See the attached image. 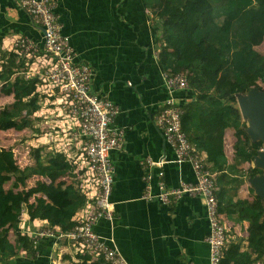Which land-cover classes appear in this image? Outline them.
Here are the masks:
<instances>
[{"label": "crops", "instance_id": "obj_1", "mask_svg": "<svg viewBox=\"0 0 264 264\" xmlns=\"http://www.w3.org/2000/svg\"><path fill=\"white\" fill-rule=\"evenodd\" d=\"M18 1L0 0L1 54L11 53L13 43L20 36L33 38L42 47L41 31L18 7ZM55 1V12L62 25L63 35L69 37L75 51L76 64L87 65L91 70V93L110 100L119 108L114 126L124 129L122 148L110 154L114 167L110 194L114 220L112 224L98 221L94 231L103 238H113L116 248L129 264H209V248L205 241L209 224L201 200L183 195L171 206H165L157 200L144 199L146 183L143 181L144 171L140 162L145 158L154 161L162 156L167 158L168 163L164 165L163 172L169 189L177 188L181 181L195 182L189 164L173 162L174 154L154 124V117L167 98L162 69L157 61L161 42L150 27V24H154V16L148 10L145 11L147 22L135 16L136 0ZM14 55L17 57V54ZM38 56L42 58V54ZM235 108L240 113L237 101ZM240 117L245 126L246 120L241 113ZM234 143V130L228 128L224 132L223 149L226 164L223 173H219L217 178H223L224 182L242 181L237 187L225 183L222 187L227 190L236 188L234 201L250 202L257 192L254 179L245 174L248 169L255 168V162L235 165ZM263 147L264 139L262 150ZM158 170L152 167L150 173L155 175ZM59 189L54 188L61 195L63 187ZM48 192L52 195L51 190ZM150 193L158 194L156 178L151 182ZM57 199L59 206H62L64 201ZM22 214L25 220L23 225L28 229H60L43 220L31 221L26 210ZM222 216L229 242L241 243V252L250 253L247 248L248 224H238ZM6 236L15 244L16 237L12 229L6 232ZM250 256L251 259L255 258L253 253ZM53 263L95 264L96 260L75 254L65 240L56 241L52 238L41 239L34 246L31 256L19 250L14 257L0 258V264ZM257 263L263 264L262 261Z\"/></svg>", "mask_w": 264, "mask_h": 264}, {"label": "trees", "instance_id": "obj_2", "mask_svg": "<svg viewBox=\"0 0 264 264\" xmlns=\"http://www.w3.org/2000/svg\"><path fill=\"white\" fill-rule=\"evenodd\" d=\"M134 15L148 21L146 10L154 17L153 34L161 42L158 63L161 73L182 74L188 88L176 92L178 107L182 109L181 128L188 140L206 155L210 171L215 174L218 213L235 223L246 222L247 248L255 254L241 252V243L228 242L220 264H251L264 256V198L254 195L252 201L233 200L242 181L217 178L226 164L224 132L234 130V164L252 162L262 150L261 141H252L243 128L236 97L255 86L264 85V53L255 50L264 42V0H136ZM15 53L1 54L0 63H12ZM14 72L0 71V92L12 97L13 103L0 121V130L20 131L29 126V118L38 110L36 85L16 77ZM34 166L20 169L11 150L0 148V258H10L17 251L34 254V246L18 229L22 207L31 221H46L52 227L67 232L74 226V217L86 204L77 183L62 182L52 187V195L38 188H25L27 180L73 177V168L63 154H55L45 163L39 151H34ZM237 173H239L236 170ZM235 172V173H236ZM264 172L258 168L246 171L254 178ZM73 179V178H72ZM13 182L12 187L4 185ZM36 182V183H37ZM63 187L59 206L54 188ZM51 190V191H52ZM60 190V189H59ZM43 191V190H42ZM60 192V191H58ZM15 234V244L7 230ZM88 258V257H87ZM264 264V261H262ZM97 264L104 263L101 259ZM95 263V264H96Z\"/></svg>", "mask_w": 264, "mask_h": 264}, {"label": "built area", "instance_id": "obj_3", "mask_svg": "<svg viewBox=\"0 0 264 264\" xmlns=\"http://www.w3.org/2000/svg\"><path fill=\"white\" fill-rule=\"evenodd\" d=\"M18 7L30 18L31 23L41 31L43 54L39 53L40 43L27 36L18 37L11 47L12 53L35 58L42 54L47 72L43 82L53 90L59 89L67 103L68 115L74 121V140L78 141L79 154L65 152L67 163L73 168V179L86 204L74 217V226L67 232L51 227L32 230L23 224V210L19 216L18 229L21 236L28 237L33 246L44 238L65 240L75 254L90 259L102 260L106 264H129L115 246L113 238L99 236L94 227L100 220L112 224L114 211L110 203L114 167L110 154L124 144V129L114 126L119 108L110 100L90 91L91 70L87 65L76 64L75 51L69 37L63 35L62 25L56 15L55 0H19ZM153 25V24H152ZM33 56V57H32ZM167 98L160 112L154 117V124L162 134L165 143L174 154V163L189 164L195 182L181 181L174 189L166 187L163 167L168 163L165 156L158 160L145 158L140 162L146 183L144 199L157 200L171 206L183 195L199 198L205 207L209 224V234L205 241L209 248V264H220L228 244V230L222 214L218 213L216 182L208 166L206 155L191 143L181 128L183 111L178 107L175 94L188 88L182 74L162 73ZM152 167L158 172L150 173ZM156 178L157 195H152L151 182ZM42 180V179H40ZM37 182V181H36ZM24 227H23V226ZM55 264V263H53ZM258 264V263H257Z\"/></svg>", "mask_w": 264, "mask_h": 264}, {"label": "rangeland", "instance_id": "obj_4", "mask_svg": "<svg viewBox=\"0 0 264 264\" xmlns=\"http://www.w3.org/2000/svg\"><path fill=\"white\" fill-rule=\"evenodd\" d=\"M255 50L259 53H264V42L261 46L256 47ZM43 52L42 47H40L39 53L43 54ZM39 57L37 55L35 58H26L23 54H17L12 63L9 60H3V63H0V71L7 72V70L11 69L14 72L10 81L20 77L27 81H33L36 85L38 110L29 118L27 117L29 126L20 131L0 130V148L11 150L20 169L34 166V151L36 149L39 151L41 161L45 163L55 154H65L68 151L72 154H79L81 147L78 141L74 140V130H72L74 121L68 115L67 103L62 99L59 89L52 91V88L43 82V77L47 71L41 69V67L44 68V62L43 58ZM252 88H256L259 92H264V85L255 84ZM12 103V97H7L0 92V121ZM245 126L248 128L247 120L245 121ZM263 152L264 150L260 151L257 157L258 161H260L259 159ZM73 177H50L47 180H39L37 183L32 177L27 180L25 188H38L37 190L41 192L37 194L39 195L42 192L47 193L48 190H52V187H58L62 182L74 184ZM12 184L13 182L6 183L4 185L5 189L11 188ZM55 196L61 198L59 192L55 193ZM22 210H26V208L22 207Z\"/></svg>", "mask_w": 264, "mask_h": 264}, {"label": "water", "instance_id": "obj_5", "mask_svg": "<svg viewBox=\"0 0 264 264\" xmlns=\"http://www.w3.org/2000/svg\"><path fill=\"white\" fill-rule=\"evenodd\" d=\"M237 105L241 115L248 121L247 135L252 141H261L263 145L264 139V92H259L256 88H251L248 93L237 96ZM262 148V147H261ZM258 156V153H257ZM257 156L254 159L255 168L261 169L259 166L264 164L257 163ZM263 172L264 170L261 169ZM256 195L261 199L264 198V174L255 176L254 178Z\"/></svg>", "mask_w": 264, "mask_h": 264}, {"label": "bare ground", "instance_id": "obj_6", "mask_svg": "<svg viewBox=\"0 0 264 264\" xmlns=\"http://www.w3.org/2000/svg\"><path fill=\"white\" fill-rule=\"evenodd\" d=\"M259 155V154H258ZM258 157V156H257ZM260 161V163H262V160H264V152L262 153V155H261V158L259 159ZM261 167L263 168V170H264V164L263 165H261Z\"/></svg>", "mask_w": 264, "mask_h": 264}]
</instances>
